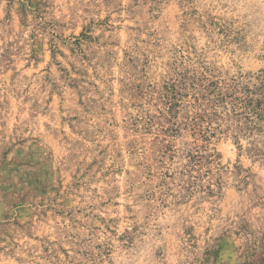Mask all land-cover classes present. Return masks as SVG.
Returning <instances> with one entry per match:
<instances>
[{
	"label": "rangeland",
	"instance_id": "obj_1",
	"mask_svg": "<svg viewBox=\"0 0 264 264\" xmlns=\"http://www.w3.org/2000/svg\"><path fill=\"white\" fill-rule=\"evenodd\" d=\"M262 85L264 0H0V264H264Z\"/></svg>",
	"mask_w": 264,
	"mask_h": 264
},
{
	"label": "trees",
	"instance_id": "obj_2",
	"mask_svg": "<svg viewBox=\"0 0 264 264\" xmlns=\"http://www.w3.org/2000/svg\"><path fill=\"white\" fill-rule=\"evenodd\" d=\"M262 89L264 90V85H262ZM256 93L257 90L256 92H251L248 88H244L239 91L234 88L232 92L226 90L218 94L219 100L230 107L234 119L242 122L244 128L248 131L256 127L253 119L261 118V101L252 97ZM259 94L261 93H257L258 96H260Z\"/></svg>",
	"mask_w": 264,
	"mask_h": 264
}]
</instances>
